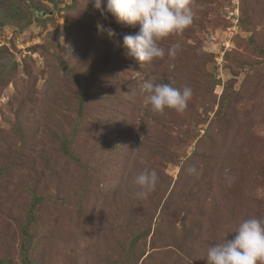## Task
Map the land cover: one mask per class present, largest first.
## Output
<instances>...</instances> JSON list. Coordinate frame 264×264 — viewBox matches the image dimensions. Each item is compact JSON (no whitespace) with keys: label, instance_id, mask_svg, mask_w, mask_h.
<instances>
[{"label":"rangeland","instance_id":"obj_1","mask_svg":"<svg viewBox=\"0 0 264 264\" xmlns=\"http://www.w3.org/2000/svg\"><path fill=\"white\" fill-rule=\"evenodd\" d=\"M190 8L142 67L140 25L91 0H0V264H207L264 220V0ZM147 80L189 86L185 111H152Z\"/></svg>","mask_w":264,"mask_h":264},{"label":"clouds","instance_id":"obj_2","mask_svg":"<svg viewBox=\"0 0 264 264\" xmlns=\"http://www.w3.org/2000/svg\"><path fill=\"white\" fill-rule=\"evenodd\" d=\"M91 4L105 19L111 14L119 23L132 27L140 25L135 35L124 36L123 46L142 67L165 57V49L159 44L162 39L183 33L193 23L190 0H91ZM97 29L109 38L116 35L114 29L103 24L98 23ZM178 48V44H173L167 55L174 58ZM140 88L146 93L145 104L158 113H163L166 108L183 113L193 94L189 86L176 88L171 83L154 84L151 80L144 81ZM231 179L234 178L229 182ZM157 181L155 170L141 172L135 178L140 189L136 195L141 199L147 198L155 191ZM234 233L233 239L207 248V264H264V220L246 219Z\"/></svg>","mask_w":264,"mask_h":264}]
</instances>
